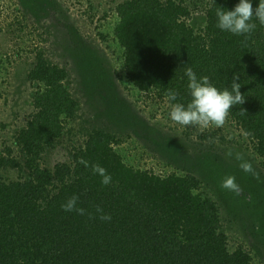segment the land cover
<instances>
[{"label": "trees", "instance_id": "1", "mask_svg": "<svg viewBox=\"0 0 264 264\" xmlns=\"http://www.w3.org/2000/svg\"><path fill=\"white\" fill-rule=\"evenodd\" d=\"M251 2L253 8L259 4ZM186 3L123 1L116 8L117 54L127 82L137 92L165 99L170 106L186 105L191 99L187 67L197 78L208 76L221 90L239 76L245 103L233 106L225 125L192 127L198 132L199 148L223 147L232 155L159 175L125 162L116 151L123 139L96 129L83 145L69 151L70 162L44 167L47 153L62 146L66 124L75 118L79 104L64 85L67 71L38 54L28 75L37 86L33 112L16 133L15 147L0 154V264H264V227L255 222L250 232L260 246L231 249L223 231L228 217L221 216L217 201L201 192L203 183L195 174L201 169L215 176L242 174L236 153L247 161L257 158L264 168V25L254 17L257 27L248 39L221 30L217 8L233 10L239 0H208L205 25L195 29ZM69 33L77 45L82 43L77 30L69 27ZM5 66L0 57V72ZM170 89L178 93L177 100L168 99ZM241 108L246 112L241 114ZM144 129L155 134L152 127ZM233 132L247 140H233ZM229 138L237 147L225 146ZM165 139H159L163 148ZM217 139L222 143L216 144ZM167 146L176 155L173 141L168 139ZM94 164L107 170L109 184L93 172ZM12 169L19 173L13 180L8 172ZM210 179L216 189L224 190ZM74 194L83 215L61 207ZM234 201L230 214L238 215L239 200ZM103 214L111 219L102 220Z\"/></svg>", "mask_w": 264, "mask_h": 264}, {"label": "rangeland", "instance_id": "2", "mask_svg": "<svg viewBox=\"0 0 264 264\" xmlns=\"http://www.w3.org/2000/svg\"><path fill=\"white\" fill-rule=\"evenodd\" d=\"M123 1L126 0H1L0 57L6 66L0 72V154L15 147L16 133L33 112L37 86L29 81L28 75L38 54L67 71L64 85L79 104L75 118L66 124L62 146L47 153L44 167L70 162L69 151L83 145L96 129L116 133L123 139L116 151L125 162L159 175L179 173L181 166L187 167L189 163L206 166L217 156L228 154L223 147L218 151L206 146L199 148L197 130L172 121L171 106L165 99L149 98L127 82L114 36L116 8ZM186 2L192 10L189 23L201 30L208 0ZM69 27L81 35V44L74 42ZM132 123L137 124L133 129ZM147 126L154 128L155 134L144 129ZM240 136L232 133L233 140H247ZM162 137L166 138L164 148L159 143ZM168 139L173 141L176 155L168 149ZM217 140L216 144L222 143ZM233 140H226L228 149L237 147ZM245 145L241 146L243 150ZM249 161L259 178L244 171L233 172L242 189L239 195L216 189L210 179L213 177L221 183L228 173L218 172L215 176L204 169L195 173L203 183L201 192L217 201L221 216L228 217L223 231L228 235L231 249L260 246L250 232L255 222L264 227V168L255 157ZM8 172L12 180L19 176L17 169ZM236 199L238 215L230 214Z\"/></svg>", "mask_w": 264, "mask_h": 264}, {"label": "clouds", "instance_id": "3", "mask_svg": "<svg viewBox=\"0 0 264 264\" xmlns=\"http://www.w3.org/2000/svg\"><path fill=\"white\" fill-rule=\"evenodd\" d=\"M218 19L217 27L221 30L228 31L235 35H244L245 39L256 29V23L252 22L255 17L261 25H264V0H259L257 7L253 8L251 0H239L233 10H227L218 7L216 10ZM185 75L188 77L187 88L190 94V101L185 105L184 103H174L171 105L170 118L172 121L182 126H198L200 128H208L215 126L221 128L225 125L229 116L230 110L233 106L242 105L245 103V96L241 93V84L239 76L234 75L229 87L223 90L214 86L210 82L208 76L197 78L196 73L191 67L185 69ZM178 93L175 90H168L167 97L170 101L177 100ZM241 114L246 110L240 109ZM232 155L231 152L228 153ZM235 158L241 161L239 167L246 173H252L254 178H259L258 173L253 169L252 163L244 159L241 153H236ZM81 164L88 167V162L83 158L80 160ZM94 173L99 174L102 183L107 185L111 182V176L107 174V170L99 164L91 166ZM221 187L229 190L236 195L242 191L239 184L236 182L234 175L224 177L221 182ZM78 195H72L67 201L61 205L64 211H76L83 215L84 209L78 208ZM97 212L102 213V209L97 206ZM91 218V214H90ZM102 220H110L109 215L103 214L100 216Z\"/></svg>", "mask_w": 264, "mask_h": 264}]
</instances>
